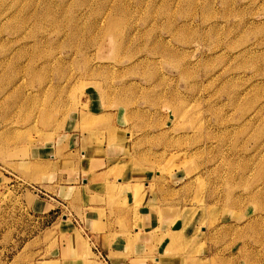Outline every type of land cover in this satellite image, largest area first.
I'll return each mask as SVG.
<instances>
[{
    "label": "rangeland",
    "instance_id": "1",
    "mask_svg": "<svg viewBox=\"0 0 264 264\" xmlns=\"http://www.w3.org/2000/svg\"><path fill=\"white\" fill-rule=\"evenodd\" d=\"M146 198L147 258L264 264V0H0V264L126 262Z\"/></svg>",
    "mask_w": 264,
    "mask_h": 264
},
{
    "label": "crops",
    "instance_id": "2",
    "mask_svg": "<svg viewBox=\"0 0 264 264\" xmlns=\"http://www.w3.org/2000/svg\"><path fill=\"white\" fill-rule=\"evenodd\" d=\"M92 155L94 156V158L91 160H92V164H94V166L98 165L97 166L98 168L104 166L102 168V170L98 169V171L94 172V176H96L95 174H97L96 177H99L98 176L99 174L106 172L107 163L109 162L110 157H108L106 152H103V154L100 157H99V154L96 155L95 153H92ZM102 156H104V157H102ZM126 168H128V167H126ZM136 175L137 174L134 172V170L132 168L126 169L125 171H121V177L123 178L122 184H125V182H127L129 180H132L131 181L132 184L137 183L133 179H131L132 176H136ZM91 176H93V175H91ZM118 177L120 179V176H118ZM100 183H105V182H100ZM100 183H98V184H100ZM151 196H154V195H151ZM147 198H151V197L147 196ZM147 198L144 199L145 205H141L138 209V212L133 213L131 210H127L125 212V214H123V216H124L123 222H125L126 226H128V227H134L135 228L134 232H135V234H137L135 252L141 251V252H137V253H135V252L129 253L128 259L126 260V262L120 260L119 258H117V256H115V254H113L114 253L113 251H119L120 250L119 247L121 244V241H120L121 230H118V229H116V227L113 228L111 226L106 228L108 224L105 225V221L103 219H101V222L97 221V225H98L97 228H99V226H100L101 230L100 229L96 230L97 231L96 240L98 242L97 244H99V246L101 247L103 253H105L107 256L111 255L109 257V261H107L106 259H105V261H102L101 259H97L96 255L90 256L86 260H84L82 257L74 258V257H62V256L54 257L53 256V257H50V258H47V259L40 261L38 264H172V262H171L172 258L174 261L177 262V260H175V257L169 258V257H163L160 255L159 256L157 255V256H155L154 260L152 259V257L151 258L146 257L147 254L145 253V251L147 250V245L144 244V241L148 240L147 236H151V234H156L154 236V238L152 239V242L154 243L155 238L159 236L161 231H164V230L169 229L171 227L177 228V227H179V225H178L179 223H183L181 218H174L171 211L168 212V211H166V209H163L164 206L160 208L158 206V204H155L153 206L157 207V209L154 207H151V205L148 204L149 199H147ZM89 211H90L89 214H92V210L89 209ZM96 216L98 217V214ZM93 218H95L94 215H88L87 216L88 229L91 231H95L93 229V223H95ZM99 222H100V224H99ZM169 223H170V225H169ZM173 231H175V230L170 229V232H173ZM170 232H168V231H167V233L165 232V235H166L165 238H169V235L171 234ZM76 237L77 236L75 235V233L73 235H70V238H69V242H70L69 247L70 248L67 250L74 252L75 254L76 253L78 254V253H82V251L80 250L81 241L78 242L76 240ZM82 244H83V242H82ZM157 246H159V244H156V247ZM14 264H29V262L24 260L22 257H20V259L16 260ZM36 264H37V261H36Z\"/></svg>",
    "mask_w": 264,
    "mask_h": 264
}]
</instances>
